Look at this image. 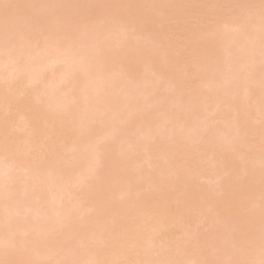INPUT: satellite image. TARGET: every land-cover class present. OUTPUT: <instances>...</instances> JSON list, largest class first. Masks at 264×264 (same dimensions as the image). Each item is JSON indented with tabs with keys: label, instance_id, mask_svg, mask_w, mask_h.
<instances>
[{
	"label": "bare ground",
	"instance_id": "1",
	"mask_svg": "<svg viewBox=\"0 0 264 264\" xmlns=\"http://www.w3.org/2000/svg\"><path fill=\"white\" fill-rule=\"evenodd\" d=\"M203 1L0 0V161L4 156L13 161L11 166L19 165V162L27 166L28 181L23 185L28 183L27 186H30L23 188L22 184L17 185L19 176L24 174L17 176V172H13V169L18 170L17 166H6L12 172L0 170V182L9 178L15 184L4 187L7 184L1 182L0 213L6 214L8 211L2 213V208H7L14 218L26 206L27 209L30 205L40 207L38 211L43 210L44 213L47 209L44 205L47 206L52 199L54 202L52 200L50 204L53 203L54 207L58 201L60 204V208L57 206L58 209H55L57 214L52 211L56 215L49 211L53 208L49 204V212L41 214L47 216L51 213L52 216L49 214L38 221L32 216L34 212L31 215L32 211L29 210L28 214L33 217H30L31 222L23 221L19 215L21 221L20 217L16 218L17 221L8 218L11 221L8 223L3 216L6 226L14 229L8 231L6 227L4 230L7 232L4 233L5 224L2 226L0 223V255H5L3 259L0 258V264L7 261L5 264H13L14 256L21 257V261L17 257L20 264H60L63 260V263H67L68 259L73 264H192L195 260L190 255L196 259L195 254H200L198 241L203 244V240L207 241L204 246L208 241L217 242L211 248V242L206 246L208 251L215 249L212 250L214 255L212 251L209 255L204 250L206 247L201 248L204 253L198 255L199 264H225L227 257L219 262V246H222L221 255L225 256L223 253L227 254L228 251L234 253L230 254L231 258L228 257L231 260H227L231 264H255L257 261L264 264V231L258 229L264 225V205L253 208L264 203V200L259 203L254 199L264 197V130L257 139H251L253 136L250 138V135L245 137L249 144V139L256 141L252 145L258 147L254 149L245 146L248 143L240 136L243 132H239L245 123L250 132L253 128L255 130L258 125L254 123L256 117H264V101L258 98L263 93L258 94L256 88L264 83V65L261 61L264 59V25L260 28L264 12H258L264 9V0H229L226 6L229 8L218 11H214L218 6L211 8L214 5L212 2L211 12L209 9L203 12L204 9L200 10L202 7H195L196 2L200 5L198 2ZM236 3L241 4L237 7ZM253 4L261 7L256 10L257 14L254 12L255 19L249 22L250 16L253 17L249 12V9H254L250 8ZM242 5L247 7L243 13L239 9ZM231 9L235 10V15L228 23L230 27L236 24L235 29L237 27V31L242 32L246 24L253 23L260 24L259 28L256 26L258 33L263 31L258 41L259 34H256L257 37L252 35L256 39L251 40L253 46L248 45L247 52L242 49V54L244 50L247 54L245 56L252 48L257 55H262L260 59L252 52L254 61L258 58L262 64L256 67L260 65L256 60L255 67L249 65L247 72L250 71L252 76L247 79L248 82L246 77L249 73H246L247 76L244 74L246 69L243 65L239 70V64L233 68L236 62L231 64L232 61H228L235 54L233 60L244 56H239L242 33L241 39L236 36L238 45L234 42L235 37H232L233 40L227 38L234 28L230 29L231 34L228 32L230 35L226 34L227 29H219V36L227 35L224 41L218 37V32L215 35L219 40L211 34L214 39L225 43H220L224 48L222 50L215 48L221 47L218 42L217 46L216 41V44L211 41L213 38L207 34L209 32L206 34L210 37L201 36L205 32L207 17L214 21L210 22L214 25L206 28L210 31L212 26L230 20ZM237 12L242 14V18L249 19H238ZM203 18L207 20L204 22ZM96 24L104 26L96 27ZM238 33L235 32V35ZM249 33L252 31L249 30ZM137 41L141 46L136 45ZM255 41L257 44L254 46ZM226 44L239 46V51L236 48L237 53L233 56L234 52L230 54L231 47L228 49ZM183 45L188 50H184ZM225 48L228 52L224 51ZM97 53H102V56H94ZM249 57L252 62V56ZM240 58L239 62L242 61ZM225 66L228 67L226 71L233 68L230 73L232 77L228 78L226 71L225 77ZM151 74H154V79H150L153 85L146 89L151 84L146 82ZM145 75L148 76L144 80ZM252 79L259 83L254 88L249 87L253 91L248 93L250 97L240 94V97H245L236 100L239 95L235 97L237 94L232 91L253 84ZM162 91L164 94H160ZM148 97L152 99L146 101ZM250 98L252 102L255 101L254 106H258L261 100L259 107L254 108ZM240 99L244 100L243 105ZM169 100L175 107L172 110L170 105L171 108L164 112L167 108L165 103ZM205 103L209 104V109L204 107ZM217 105L222 110L217 109ZM256 108L259 112L252 119ZM161 109H164V113ZM204 109H207L206 113ZM212 109V114L208 115L207 111ZM230 110L233 118L236 114L232 121ZM201 112L207 115L202 116ZM237 114L241 118L238 120L240 124H235V127L233 123L238 119ZM205 120L211 129L200 126ZM228 120L233 122L229 128ZM226 121L227 126H224ZM218 123H221L218 127L220 131L224 129L230 135L233 130L232 135L227 139L218 136ZM261 125L259 127L263 128ZM226 128L232 130L228 132ZM249 131H244V136ZM19 140L20 143L25 141V144L19 145ZM217 141L224 145H219ZM204 152L205 157L209 152L216 155L207 160L203 158ZM243 162L247 163L249 169L244 168ZM203 170L204 173L207 171L208 177L202 173ZM202 175L205 180L207 177L205 183L208 184L200 182ZM47 183L54 185L55 193L48 186L51 188L48 195L53 193V197L49 195L52 197L50 199L47 195V203L48 198H43V195L39 206L36 200L40 201L38 197L46 192L42 190H50L45 185ZM73 183L78 184L79 188ZM71 184L75 186V191L74 187L69 189ZM44 186L47 189L41 188ZM38 187L40 193L42 191L40 196L39 193L34 194ZM68 191L74 192L72 198V193L70 197L67 196ZM65 195L70 202L62 201ZM25 211L21 214H27ZM194 212L198 213V217ZM220 213L224 217L218 216ZM225 216L227 220L223 222ZM213 220L218 224L227 222L228 225L225 223L227 226L212 230L214 226L203 224ZM155 222L161 223L155 226ZM22 223L24 228L20 227ZM188 227L194 230L192 233L189 231L188 235L196 233L197 239L185 238ZM60 233H64L60 236H64L61 238L64 242L58 238ZM67 235L71 238L67 239ZM147 236L150 241L148 239L146 242ZM232 239L238 246L234 245ZM174 242L183 243L191 261H184L185 252L180 248L182 244L174 246ZM156 247L158 251H152ZM174 247L183 250L178 248V251ZM216 250L219 255H215ZM250 253L251 256H248ZM6 256L12 257L11 260H6ZM250 258L255 263H251ZM227 261L226 264H229Z\"/></svg>",
	"mask_w": 264,
	"mask_h": 264
},
{
	"label": "rangeland",
	"instance_id": "2",
	"mask_svg": "<svg viewBox=\"0 0 264 264\" xmlns=\"http://www.w3.org/2000/svg\"><path fill=\"white\" fill-rule=\"evenodd\" d=\"M207 1H208V0H204V1L201 2V3L198 2L200 5H198L197 2H196V3H195V7H196V8H199V9L202 7V9H200V10L202 11V10L204 9L203 12H207L208 9L210 10V5L212 6V2L214 3V5H213L211 8L216 9V6H218L216 10L213 9L214 11H218V10H220V9H221V10H224V8H225L226 6H228V4H229V0H226L225 2H224L223 0H219V1L221 2V4H220V2L217 1V0H213V1H211V4H209V2H210V0H209V1H208V4H207L208 6H206L205 3H207ZM214 1H217V2H214ZM222 1H223L224 3H222ZM238 1H239V0H237V2H238ZM216 3H217V4H216ZM218 3H219L220 5H218ZM196 4H197L198 6H197ZM224 4H225V5H224ZM240 4H241V3H240ZM240 4L237 5V3H236L235 6L237 5V7H238ZM223 5H224V6H223ZM262 5H263V4H262ZM203 6H204L205 8H203ZM220 6H221L222 8H220ZM245 6H246V5H245ZM237 7H234V9H236V11L238 10ZM252 7L254 8L253 10H252V9H249V10H250L249 12H252V14H253V17H251L252 15L250 16L251 19H249V17H247V18H246V17H243V18H242V14H240L241 11H239L240 13H239V12L236 13V15H237L238 13L241 15V18H239V16H240L239 14L237 15L238 19H242V20H243V19L246 18V19H249V22H252V21L255 19L254 16H255L258 12H262V13L264 12V9H263V8H262V9H259V8H258V7H261V6H259V4H256V5L253 4L250 8H252ZM255 7H256V8H255ZM227 8H229V7H226L225 9H227ZM246 8H247V7H243V5H242L241 8L239 7V9H242V13L245 12L244 10H245ZM257 9H259L258 12H256ZM211 10H212V9H211ZM211 10H210V12H211ZM231 10H232V9H231ZM247 10H248V9H247ZM254 12H256V14H255ZM233 14L235 15V10H234V11L232 10V13H229V15H231V16H232ZM38 15L41 16V15H43V14H42V13H39ZM234 15H233L232 17L230 16V20H228V22H225L224 24H222V23H221V24H218V25L216 24L217 26H212V29H211L210 31H209V29H207V30H208V31H207L206 28H207L210 24H211V25H214V23H210V22H214V21H213V20H210L208 17H207L208 20L205 19V18H203V21L205 22V20H207V23H206V25H205V23H204V30H205V32H203V34H202L201 36H203V35H204V36H208L207 34H209V35L211 36V34H214L213 36L216 37L215 34L218 32V34H217L218 37H221L222 40H223L224 38L227 37V35H230V34H231L230 32H231L232 30L230 31V29H233V28L235 29L236 24H234L235 26H234L233 24H231V27L233 26L232 28L229 26L230 24H228V23H230V21L232 22V19L234 18ZM263 15H264V14H263ZM235 17H236V16H235ZM237 17H236V18H237ZM194 18H195V17H194ZM194 18H191V19H194ZM236 18H235V19H236ZM195 19H196V18H195ZM196 20H198V19H196ZM242 20H241V21H242ZM193 21H195V20H193ZM225 21H227V19H226ZM245 21L247 22V20H245ZM245 21H244V22H245ZM262 21H263V23L261 24V27H260V28H262L263 25H264V17L262 18ZM189 22H190V21H189ZM196 22H197V21H195L194 23H196ZM170 23H172V22H170ZM200 24H201V22H200ZM200 24H199V25H200ZM226 24H227V25H226ZM97 25H99L100 27L104 26V24H102V25H100V24H96V27H97ZM184 25H187V24H184ZM192 25H193V23H192ZM197 25H198V22H197ZM202 25H203V23H202ZM221 25H223V27H221ZM246 25H247L246 28L244 27V29H243L242 32L237 31V29H239V28H237V27H236L235 30L232 31V34H233L234 31L237 32V33L239 32L240 34L238 33V35H237V34L235 35V32H234V35H235V36L231 34L229 37H227V38L232 39V37H235V38H236V36H238V38H240L241 33L244 35V36L241 35V37L243 36V37H242L243 43H242L241 45H239V46H241V48H240V52H241V53L239 54V56H241V55H244V56H242V58L238 57V58H237L238 61H236L237 59H236V60H233L234 58H236V55H237V54H235V52L237 53V50L239 49V46H237V47H236V46L234 47L233 45H232L233 47H232V46H228V45H231L232 43H231V44H226L225 46H227L228 49H229L230 47L232 48V49L230 48V50H229V53H230V51H231L230 54H232L233 52H234V53H233L232 55L234 56V54H235V57H234L232 60H228L229 62L232 61L231 64H234L233 61L236 62L234 65H232V67L234 68V66H235V68H237V67H238V64H239V67H238L237 69L240 70V69H241V66L243 65V67L246 69L245 71L243 70V71H244V74L247 76L248 74H246V73H249V76L246 77V81H247V79H248V78L251 79V76H252V74H251L250 71L247 72V71H248V68H249V65H250L251 67H253V66L255 67V66L257 65V64H256L257 62H255V61L260 57L261 54H260V55H257V53L255 52L254 48L251 47V48L253 49V51H252V49H249V50H251V52L248 53V54L252 56V62H251V60H250L251 58L249 57V55H248V56H245V55H247V54L245 53V50L248 49L250 46H253L252 41H253V38L256 39V37H257L256 34L259 32V31H258L259 29H257V27L260 26V24H253V23L250 24V23H249V24H246ZM251 25H252V26H251ZM195 26H196V25H195ZM200 26H201V25H200ZM200 26H199V28L201 29ZM224 26H225V27H224ZM256 26H257V27H256ZM191 27H192V26H191ZM191 27H190L189 29L192 30L193 28H191ZM193 27H194V26H193ZM214 27L218 28V31H217V30L214 31V29H216V28H214ZM226 27H227V28H226ZM251 27H252V28H251ZM253 27H254V28H253ZM196 28H197V26H196ZM199 28H198V29H199ZM208 28H209V27H208ZM210 28H211V26H210ZM213 28H214V29H213ZM258 28H259V27H258ZM115 29H116V28H114V30H115ZM186 29H187V26H186V28H184V31H185ZM194 29H195V28H194ZM200 29H199V30H200ZM219 29H220V30H221V29H222V30H223V29H227V31L223 30V31L226 32L227 35H226V36H225V35H221V36H219L220 33H221V31H220ZM252 29H254V31H253ZM249 30L252 31L251 34L249 33L250 35H248ZM192 31H194V30H192ZM197 31H198V30H197ZM197 31L195 30V32H197ZM229 31H230V32H229ZM240 31H241V28H240ZM255 31H256V32H255ZM263 31H264V30H263ZM263 31L261 30L260 33H258L259 36H258V38L256 39L257 41L261 38L260 35H261V32H263ZM35 32H36V33H35ZM195 32H194V33H195ZM201 32H202V31H201ZM207 32H209V33H207ZM212 32H215V33H212ZM219 32H220V33H219ZM228 32H229L230 34H228ZM33 33L37 34V31H36V30H33ZM131 33H133V32H131ZM206 33H207V34H206ZM222 33H224V32H222ZM246 33H247V34H246ZM200 34H201V33H200ZM253 34H254V35H253ZM263 34H264V32H263ZM246 35H248L247 38H246ZM252 35H253V36H256V37H252ZM194 36H195V35H194ZM204 36H203V37H204ZM210 36H208V37H210ZM213 36H211V37L213 38L214 41L211 40V39H210V40H211L214 44H216V43L218 42L219 45H220V47H221V48H219L218 43H217V46H218V47H216V46L214 45L215 48H218L219 50L224 49V48H222V46H221V44H220V43H222V42H219V41H218L219 38L216 37V38L218 39V40H217V39H214L215 37H213ZM224 36H225V37H224ZM261 36H262V35H261ZM259 37H260V38H259ZM204 38H205V37H204ZM238 38H236V40L234 39V40H235L234 42H236ZM142 39L144 40V38H142ZM206 39H208V38L206 37ZM240 39H241V38H240ZM244 39H245V40H244ZM255 39H254V40H255ZM140 40H141V38H140ZM208 40H209V39H208ZM210 40H209V41H210ZM227 40H228V39H227ZM232 40H233V39H232ZM247 40H250V41L252 40V41H251V43H250V41H248V44L245 45V44L247 43ZM262 40H263V42H264V38H263ZM146 41H147V40H146ZM215 41H216V43H215ZM223 41H224V40H223ZM137 42H138V41H137ZM143 42H144V41H143ZM180 42H183V41H180ZM226 42H227V41H226ZM231 42H233V41H231ZM234 42H233V44H234ZM183 43H184V42H183ZM236 43H237V45L239 44L238 42H236ZM236 43H235V45H236ZM185 44H186V43H185ZM224 44H225V43L223 42L222 45H224ZM256 44H257V42L255 41L254 46H255ZM136 45H140L139 42H138V44L136 43ZM244 45H245V46H244ZM248 45H250V46H248ZM263 45H264V44H263ZM140 46H141V45H140ZM185 46H186V45H185ZM243 46H244L245 48H242ZM247 46H248V47H247ZM227 47H226V48H227ZM183 48H184V45H183ZM226 48H225L224 51H225V52H226V51L228 52V50H227ZM233 48H234V49H233ZM236 48H237V50H236ZM186 49L188 50V47H185V48H184V50H186ZM218 49H217V50H218ZM242 49H245V50H244V54H242V53H243V52H242V51H243ZM238 51H239V50H238ZM246 52H247V50H246ZM252 52L256 53V55H255V54H254V55H255L256 57H258L257 59H255V61H254V58H255V57H253V55H252L253 53H252ZM99 54H100V55H99ZM99 54L97 53V54L94 55V56L97 57V55H99V56H98V58H99V57L102 56V53H99ZM188 54H189V51H188ZM231 57H232V56H231ZM261 57H262V55H261ZM261 57H260V59H261ZM239 58L242 59V61H244V62H242V61L239 62V61H240ZM243 58H244L245 60H244ZM248 58H249V60H248ZM227 59H228V58H227ZM260 59H259V61L257 60V61H258V64H260V62L262 61L263 64H262V63H261V64L264 65V61H263L264 59H262L261 61H260ZM247 60H248L249 62H251V63H248ZM253 63H255V64H253ZM246 64H247L248 66H247ZM261 64H260V65H257L256 67L261 66ZM244 65H245V66H244ZM227 66H229V65L227 64ZM227 66H225L224 69H223V71H224V75H225V71H226L225 69L228 68ZM232 67H231L229 70L226 71V72H227V76H228V74H229L228 78L232 77L231 74H230V73L233 72V68H232ZM92 68H93V67H92ZM244 68H243V69H244ZM205 69H208V68H205ZM251 69H252V68H251ZM228 71H229V72H228ZM148 75H149V74H148ZM148 75H145V76L143 77V79L145 80V79H146L145 77L148 76ZM151 75H152V74H151ZM153 76H154V74H153L150 78L147 77V78H149V79H147L146 82H147V81L150 82V79H151ZM253 76H255V74H254ZM225 77H226V75H225ZM263 77H264V74H263ZM252 78H254V77H252ZM257 78H258V75H257ZM153 79H154V77H153ZM151 80H152V79H151ZM248 80H249V79H248ZM252 80H254V83H253ZM252 80H250V81H251L250 83H253V84H249V83H248L250 86H249V85H248V86L245 85V86H246V87H245V86L243 85L244 87H242L241 90H239V91H236V90L234 91V90H233V91H232V92H234V93L237 94V95H235V97L239 95L238 97H236V100H238V98H244V97H245V96H244V97H240V94H241L242 96H243L244 94H247V95L249 96L250 94H248V93L253 92V91H250V89H251V88H254V87L256 86V84L259 83V82H258V81H255V79H252ZM148 82H147V83H148ZM247 82H248V81H247ZM247 82H245V84H246ZM1 83H2V82H0V85H1ZM150 83H151V82H150ZM243 84H244V82H243ZM147 85H148V84H147ZM151 85H153V83H151L150 85H148V87L146 86V89H147V88L150 89V86H151ZM263 86H264V83H261V86H256L257 91L259 92L258 94H262V93L264 94V90H263V92H261V93H260V91H259ZM249 87H250V89H249ZM258 87H259V89H258ZM247 88H248L249 90L244 91V90L247 89ZM263 88H264V87H263ZM261 90H262V89H261ZM159 91H161V89H160ZM230 91H231V89H230ZM220 92H221V90H220ZM239 92H240V93H239ZM244 92H246V93H244ZM147 93H149V92L147 91ZM221 93H222V92H221ZM226 93H227V92H225V95H226V97H227L228 95H227ZM242 93H243V94H242ZM160 94H164V91H162V93H160ZM216 94H217V93H216ZM218 94H219V93H218ZM218 94H217V95H218ZM223 94H224V93H223ZM228 94H229V93H228ZM263 94H262V95H263ZM225 95H224V96H225ZM247 95H246V96H247ZM262 95H259L258 98H259V99H262V101H264V99H263L264 97H263ZM218 96H221V95L219 94ZM261 96H262V98H261ZM150 97H152V96H150ZM150 97H148V98L146 99V101L151 100L152 98H150ZM226 97H225V98H226ZM249 97H250V96H249ZM249 97H248V98H249ZM233 98H234V97H233ZM222 99H223V97H222ZM246 99H247V97L245 98V101H246ZM240 100L242 101L243 99H240ZM250 100H251V98H250ZM169 101H170V102H166V103H165V104L167 105V108H166L165 110L163 109L164 112L167 111L168 109H170L171 106H172V105H171V102H172V101H171V100H169ZM238 101H239V100H238ZM243 101H244V100H243ZM243 101H242V103H241L242 105L244 104ZM252 101H253V100H251V102H252ZM256 101H257V100H256ZM260 101H261V100L258 101V102H259V103H258V106H256L257 104L255 105L256 107H259V105H260ZM254 102H255V101H254ZM254 102H252L251 104H252L253 107L255 108V106H254V104H253ZM223 103H224V102H223ZM223 103H222V104H223ZM225 103H226V102H225ZM245 103H246V102H245ZM172 104H173V105L175 104L174 101H173ZM212 104H213V103H212ZM215 104H216V103H214V105H215ZM241 104H240V105H241ZM145 105H146V104H145ZM147 105L149 106V104H147ZM170 105H171V106H170ZM206 105H207V106H206ZM223 105H225V104H223ZM208 106H209V104L205 103L204 107L208 108ZM210 106H211V105H210ZM212 106H213V105H212ZM219 106H220V105H219ZM219 106L217 105V109L220 108ZM165 107H166V106H165ZM174 107H175V105L172 106V110L174 109ZM213 107H214V106H213ZM213 107H212V108H213ZM215 107H216V105H215ZM221 108H222V107H221ZM202 109H203V108H202ZM208 109H209V108H208ZM210 109H211V108H210ZM215 109H216V108H215ZM163 110L161 109V112H163ZM204 110H205V113H206V110H207V109H204ZM204 110H201V111L204 112ZM219 110H222V109H219ZM251 110H254V109H251ZM256 110H257V108H256ZM256 110H255V111L253 112V114H252V115H253V116L251 117L252 119H254L255 116H256V115L258 114V112H259L258 110H257V111H256ZM209 111H211V113H209ZM212 111H213V109H212V110H208V111H207L208 115H209V114H212ZM164 112H163V113H164ZM203 112H201L200 115H202V116H206L207 114H205V113H203ZM231 113H232V115H230L229 117H232V118L230 119V120L232 121V119H235L236 114L234 115V118H233V112H231V110H230V114H231ZM251 113H252V112H251ZM254 113H255V114H254ZM214 115H215V114H214ZM226 115L228 116V113H227ZM159 116H160V118L162 119V114H161V113H160ZM159 116H158V117H159ZM215 116H216V115H215ZM225 117H226V116H225ZM229 117H227V119H228ZM253 117H254V118H253ZM209 118H210V117H209ZM223 118H224V116H223ZM237 118H238V119L234 120V122L236 121V123L230 122V120H228V122H230L228 128L230 127V125H231L232 123L234 124V126H235V124H240V122H239L240 120H239V119L241 118V115H238V114H237ZM258 118H259V117H258ZM262 118H264V117H261V119H257V117H256V120H254V123L258 124V125H257V128H260V127H259L260 124L263 125V128H260V130H256L257 128H256V125H255L254 127L256 128V129H255L256 131H255L254 128H253V129H252L253 132H252V131L250 132L249 129H248V127H247V125H246V123H245L244 125L241 124V125H243V126H241V127H243L244 130H243L242 128H241L242 131L239 130L240 133L243 132L242 135H240V136H241V137L243 136V138H245V137H248V136L250 135V136H249L250 138L253 136L251 139H253V138L257 139V138H259V136H260L259 133L262 132V131L264 130V124H263V123H264V119H262ZM207 119H208V117H207ZM252 119H251V120H252ZM224 120H225V118H224L222 121H224ZM238 120H239V121H238ZM207 121L210 123L211 120L208 119ZM207 121H206V120L203 121L204 124L201 123V125H200L201 127H204V125H205L206 127H204V128H205V129L207 128L206 130L211 129V128H208V126H209L208 124H209V123L207 124V123H206ZM237 121H238L239 123H238ZM228 122H227V121L224 122V123H226V125H224V126H227V123H228ZM259 122H260V123H259ZM261 122H263V123H261ZM241 123H242V122H241ZM233 124H232V125H233ZM207 125H208V126H207ZM216 125H218L217 128H216V126H215L214 128L219 129L218 127H219V125H221V123H218V124H216ZM262 125H261V126H262ZM213 126H214V125H213ZM234 126H232V127H234ZM222 127H223V126H221V128H222ZM235 127H236V126H235ZM239 127H240V125H239ZM244 127H245V128H244ZM212 128H213V127H212ZM223 128H224V127H223ZM228 128H226V130H227ZM196 129H197V128H196ZM231 130H232L231 128L228 129V132L231 131ZM246 130L249 131L250 133L247 134V132H245V134H247V135L244 136V131H246ZM222 131H223V133H222ZM236 131H237V130H236ZM216 132L219 133L218 136H220V137L224 136V137H226V139H227V137H230V135H232L233 130H232V132H230V135L226 134V133H225L226 131H225L224 129H222L221 131H220V129H219V130H217ZM252 134H253V135H252ZM256 134H258V135H256ZM254 135H255V136H254ZM238 136H239V135H238ZM224 137H223V139H225ZM260 137H261V136H260ZM241 139H242V138H241ZM248 139H249V138H248ZM251 139H249V142H250V144H249L248 141H247V139L245 138V141H244V142L247 141L246 143H248V144H247L248 146H247V145H245V146H246V147H249V148H253V147H254V148H257L258 146H257L256 144H255V145H252V144L256 143V141L253 142V140L251 141ZM20 140H21V139H20ZM20 140L18 141V144H19V145L25 144V141H24V142L22 141V142L20 143ZM22 140H24V138H22ZM220 140H221V139H220ZM242 140H243V139H242ZM223 141H224V140H222V142H223ZM217 142H218L219 145H220V144H223V145H224V143H222L221 141H217ZM252 142H253V143H252ZM255 146H257V147H255ZM86 147H88V146H86ZM254 148H253V149H254ZM17 153H18V152H17ZM17 153L15 152V154H17ZM198 153H201V152H197V154H198ZM207 153H208V152H207ZM211 153H214V152H211ZM246 153H247V155H249L248 152H246ZM202 154H203V153H202ZM17 155H18V154H17ZM214 155H216V153L210 155V152H209L208 157H205V152H204V155H203L204 157H203V156H202V157L208 160V158H210V157H212V156H214ZM3 157H4V156H3ZM3 157H2V159L5 160V161H3V160L1 159V161H0V162H1L0 165H3V167H5L6 169H2L3 167H2V168L0 167V170H6V171H8V170H7L8 167H6V166H8V164L11 166V164H12L13 161L10 160V159L8 160V158L6 157L7 160H8V161H7L6 158H5V157L3 158ZM0 158H1V156H0ZM83 158H84V157H83ZM84 159H85V158H84ZM214 159H215V157H214ZM214 159H211V160H214ZM211 160H210V161H211ZM246 160H247V158H246ZM246 160H244V161H246ZM11 161H12V162H11ZM248 161L250 162L249 159H248ZM248 161H247V163H248ZM6 162H7V163H6ZM8 162H9V163H8ZM203 162H204V160H203ZM14 163H15V162H14ZM14 163H13V164H14ZM20 163H22V162H19V165H15V164L12 165V166H17V169H18V170L13 169V172H14V173H15V171L17 172V173H15L17 176H19L20 174H23V173H24L22 176H19V177L21 178V179L19 178V182H21V183H19V182H18L19 184L17 183V185H19V186H20L21 184L23 185L24 182H27L28 179H26V177L29 176V169H28V167H27V166L25 167L24 164H20ZM206 163H209V161H208V162L206 161ZM247 163L243 162V164H242V165L245 164V165H244V168H245V166H246L245 169H249L250 166H251V165L248 163L249 168H247V166H248V165H246ZM250 163H251V162H250ZM20 165H21L22 167H20ZM10 166H9V167H10ZM12 166H11V167H12ZM19 167H20V168H19ZM13 168H15V167H13ZM9 169H10L11 172H12V169H11V168H9ZM10 170H9V171H10ZM14 170H15V171H14ZM22 170H25V171H22ZM9 171H8V172H9ZM206 172H207V171H205V173H204V170H203L202 173L206 174ZM0 173H1V172H0ZM209 173H210V172H209ZM209 173H208V174H209ZM3 174H4V173H3ZM204 174H203V175H204ZM203 175H202V176H203ZM23 176H25V177H23ZM206 176L208 177L209 175L206 174ZM206 176H205V177H206ZM22 177H23V178H22ZM207 177H206V180H207ZM3 178H5V177H3ZM3 178H2V179H3ZM202 178H203V179H202ZM202 178H201L202 180H200V182L203 181L204 184H208V183H209V182H208V183H205V182H207L208 180L206 181V180L204 179V176H203ZM247 178H248V177H247ZM247 178H246V179H247ZM5 179H6L5 181H3V182L1 181L2 183L7 184V185H5V186L3 185L4 187H9L10 185L8 186V184H11V186H12V185L15 186L14 183L10 182L11 180H10L9 178H5ZM24 179H26V180L24 181ZM208 179H209V178H208ZM7 180H8V181H7ZM1 182H0V185H2ZM22 182H23V183H22ZM27 184H28V183H26L25 185H23L24 187H23V186H21V187H23V188H29L30 186H27ZM73 184H74V183H73ZM75 184H76V183H75ZM75 184H74V185H75ZM45 185L47 186V188H48V186L52 187V189H54L52 192L55 193V187H54L53 184H49V185H48V183H47V184H45ZM51 185H52V186H51ZM74 185L71 184L70 187H69V189H70L71 187H74V191H75L76 188H75ZM11 186H10V187H11ZM19 186H18V187H19ZM46 186L41 187V188H45V189H47ZM76 186L78 187L79 185L76 184ZM207 186H208V185H207ZM0 187H1V186H0ZM21 187H20V188H21ZM50 187H49V188H50ZM23 188H22V189H23ZM31 188H32V186H31ZM49 188H48V189H49ZM78 188H79V187H78ZM78 188H77V189H78ZM72 189H73V188H72ZM41 190H42V189H41ZM70 190H71V189H70ZM19 191H20V190H19ZM22 191H23V190H21V193H22ZM34 191H35V190H34ZM34 191H33V192H34ZM42 191H44V192L46 191V192H45V193H42ZM42 191H41V193H42V195H41V193H40V189H39V187H38L37 190H36V193L34 192V194L39 193V195L37 194L38 196L41 195L40 197H38V199H40V201H39V200H36V204L39 205V206H40V204H41L43 198H46V197L48 198L49 195L53 194V193L50 192L51 194L48 195V192L51 191V188H50V190H48V191H47V190H42ZM33 192H32V194H33ZM19 193H20V192H19ZM21 193H20V194H21ZM70 193H72V194H71V198H72V195L74 194V192H73V191H68V195H67V196L70 197ZM43 195H44V196H43ZM45 195H46V196H45ZM47 195H48V196H47ZM54 195H55V194H54ZM21 196H22V195H21ZM23 196H24V195H23ZM23 196H22V197H23ZM42 196H43V198H42ZM51 196H52V195H51ZM263 196H264V194H263ZM19 197H20V196H19ZM34 197H35V195H34ZM34 197H33V199H34ZM52 197H53V196H52ZM52 197L50 198V196H49L50 199H52ZM64 197H65V199H64ZM69 197H68V198H69ZM20 198H21V197H20ZM36 198H37V196H36ZM47 198H46V199H47ZM49 198L47 199V203L49 202V201H48ZM254 199H256V200H255L256 202H259V203H260V200H264V197L261 198V196H260L259 199H257V198H254ZM34 200H35V199H34ZM52 200H53V202H54V199H52ZM52 200H51V202H52ZM257 200H258V201H257ZM62 201H66V202L68 203V202H70V199L67 200L66 195H65V196L62 197ZM39 202H40V203H39ZM51 202H50V203H51ZM263 202H264V201H263ZM50 203H48L47 206L44 205V208L47 207V209L45 208L46 211L44 210V213H43V210H42V212L38 211V210L41 209L40 207L34 206V207H35V208H34V207L31 206V205H30V208H32L34 211H33V210H30L29 207H28V209H27V206L23 209V211H24V210H26L25 212H27L28 210H29V212L32 211V212H30L31 215H32V213L34 212V213H33L34 215H32V216L34 217L35 221L42 220V219H44V217L49 216V214L51 215L52 211H55V209H56L57 206L60 208V206H59V205H60V204H59V201H58L57 203H55V205L57 204L56 207L53 206V205H54L53 203H52L53 205L50 204ZM60 203H61V201H60ZM49 204H50V206L52 205L53 208H51V207L49 206ZM62 204H65V203L63 202ZM62 204H61V205H62ZM253 204L255 205V202H254ZM253 204H252V205H253ZM256 204H257V203H256ZM254 205H253V206H254ZM257 205H258V204H257ZM262 205H264V203L260 204V206L258 205L259 207H258V206L255 207V206H254L253 208H262V207H263ZM28 206H29V205H28ZM41 206H42V205H41ZM48 206L52 209V210H49V211H51V213H49L47 216L42 215V214H47V211H48V208H49ZM58 207H57V209H58ZM61 207H62V206H61ZM53 209H54V210H53ZM205 209H206V208H205ZM35 210H37V211L35 212ZM2 211H3L2 213H6V212L8 211V212H7L6 214H4V215H2V214L0 213L1 216H2V217L0 216V223H2V226L5 224V225L3 226V227H4V228H3L4 233L7 232L6 230L9 231V230L14 229V227H13L14 225L12 226L13 228H11V227H7V226H6V223H7L10 219H11V220L13 219V221H14V219H16V218L19 219L18 217H20L19 215H21L23 221H24V220H30L29 222H31V221H32V218H33L31 215L28 214L29 212H27V214L29 215V218H28V216H27L26 213H25V215H24V214H21V213H23V211H22L20 214L14 215V218H13V217L11 216V214L9 213V210H8L7 208H2ZM49 211H48V212H49ZM41 213H42V214H41ZM54 213H56V211H55ZM54 213H52V214H54ZM39 214L42 215V216H40ZM56 214H57V213H56ZM56 214H54V215H56ZM194 214H197L196 217H198V213H197V212H194ZM5 215H10V217H9V216L6 217ZM36 215H37V216H36ZM86 215H89V214H86ZM3 216H4V218L7 219V222H4V218H3ZM51 216H52V215H51ZM193 216H194V215H193ZM218 216L221 217V216H222L221 213H220V215H218ZM218 216H217V217H218ZM21 217H20V219H19L20 221H21ZM30 217H32V218H30ZM36 217H39V219L37 218V220H36ZM86 217H87V216H86ZM217 217H215V218H217ZM222 217H224V214H223ZM1 218H2V221H1ZM8 218H10V219H8ZM215 218H214V219H215ZM218 218H219V217H218ZM218 218H217L215 221H217ZM17 219H16L15 221H17ZM193 219H196V218L194 217ZM19 220H18V221H19ZM198 220H200V219H198ZM203 220H205V219H203ZM206 220H207V218H206ZM222 220H223V222L226 221V220H227L226 216H225V220H224V218H223ZM222 220L220 219L219 221H222ZM215 221H214V220H213L212 222L205 221L203 224H204V225H205V224H206V225L209 224V225H207V226L212 225V227L214 226L212 230L217 229V228H220V229H221V228H223L224 226H227V225H228L227 222H225V223H227V225H226L225 223L222 224V222H219V221H218V222H219V224H218V223H216ZM9 222H11V221H9ZM9 222H8V223H9ZM200 222H202V221H200ZM232 222H233V221H232ZM160 223H161V222H155L154 224H155V226H158ZM220 223H221L222 225H221ZM261 223H262V222H261ZM151 224H152V223H151ZM262 224H264V222H263ZM0 225H1V224H0ZM229 225H230V223H229ZM231 225H232V223H231ZM231 225H230V226H231ZM2 226H1V227H2ZM21 226L23 227V223L20 225V227H21ZM193 226H194V225H193ZM193 226H189V227H193ZM259 226H261V224H260ZM263 226H264V225H263ZM263 226H262V228H263ZM6 227H7V228H6ZM20 227H19V228H20ZM189 227H188L187 229H189ZM228 227H229V226H228ZM5 228H6V230H4ZM23 228H24V227H23ZM208 228H209V227H208ZM229 228H231V227H229ZM229 228H227V229L229 230ZM262 228L259 227L258 229L264 231V229H262ZM194 229H195V227H194ZM210 229H211V227H210ZM220 229H219V230H220ZM225 229H226V227H225ZM232 229H233V228H232ZM230 230H231V229H230ZM3 231L1 230L2 233H3ZM186 231H187V232H185V234H186V235H185V238L190 237L191 240H193V238H194V239H195V238L197 239V235H196V233H195L194 235L189 233L190 236L188 235V232H189V231L192 233L194 230L191 231V229H189V230H186ZM260 232H262V231H260ZM263 233H264V232H263ZM62 234H64V233H60V234H58V238H60V236H61ZM65 235H66V234H65ZM187 235H188V236H187ZM67 236H68V235H67ZM193 236H194V237H193ZM62 237H64V236H62ZM62 237H61V238H62ZM72 237H73V236H72ZM61 238H60L61 242H64L63 239H61ZM69 238H71V236H68L67 239H69ZM65 239H66V238H65ZM148 239H149V238H148V236H147V239H146L145 241L147 242ZM232 240H233V239H232ZM232 240H230V241L232 242ZM148 241H150V239H149ZM205 241H206V240H203V241H202L203 244L200 243V241H198L199 244H200V245L198 244V248L200 247V248H199V249H200V254L202 253L201 248H202V249H203V247L205 248V247H206L207 245H209L210 242H211V241H210V242L208 241V244H207L206 246H204V242H205ZM212 241H213V240H212ZM215 241L217 242V240H214L213 242H211V246H210L209 248L213 247V245L216 246V244L214 243ZM233 241H234V240H233ZM146 242H145V243H146ZM198 242H197V243H198ZM206 242H207V241H206ZM218 242H221V241H218ZM231 242H228V243L232 244ZM43 243H45V245L47 244V242H43ZM95 243H96V242H95ZM64 244H65V243H64ZM64 244H63V245H64ZM175 244H176V243L174 242V246H175ZM179 244H182V247H180V248H183V249H184V247H183V243H180V242H179ZM179 244H176V245L180 246ZM201 244H202V245H201ZM221 244H222V242H221ZM221 244H220V245H221ZM235 244H236V243H235V241H234V245H235ZM217 245H218V244H217ZM229 246H230V245H229ZM235 246H238V245H235ZM235 246H234V247L232 246L233 249L235 248ZM158 247H159V246H158ZM219 247H220V249H221L222 246H219ZM232 247L230 246V248H232ZM159 248H161V247H159ZM174 248H176V249L178 250L179 247H174ZM180 248H179V249H180ZM183 249H180V251H182ZM220 249L217 248L218 253H219L220 255L217 253V250H216V253H215V255H219V256H220V259H219V257L217 256L218 259H219V262H221V261L223 262V261H225L226 259L228 260V259H229L228 257L231 258L230 254H234L233 252L228 251L227 254H226L225 252L223 253V254H225V256H224V255H221V253H222L223 251H221ZM233 249H232V250H233ZM159 250H160V249H159ZM161 250H162V249H161ZM204 250H207L206 252L209 253V255H211L210 252H211L212 250L215 251V249H212V250L209 249V251H208V248H207V247H206ZM152 251L156 252V251H158V248L156 247L155 250L153 249ZM152 251H151V252H152ZM163 251H165V250L163 249ZM178 251H179V250H178ZM213 251H212V253H213ZM219 251H220V252H219ZM234 251H235V250H234ZM1 252H3V250H1ZM182 252H185V254H184V253L181 254L182 256H183V254H184V257H183V258L185 259L184 261H186V260H187V261H191V260L189 259L190 256H191L192 259L195 260V262L193 261L192 264H194V263H195V264H199V263H197V262H198L197 259H199L198 257H200V256H202V255L198 254V255H200V256H198V255L195 254V256H197L196 259H195V258L193 257V255H192V254L190 255L188 252H187V253H188L190 256H189L188 254L186 255V251H185V249H184V251H182ZM179 253H180V252H179ZM203 253H204V252H203ZM203 253H202V254H203ZM243 253H244V252H243ZM243 253H242V254H243ZM0 254H1V253H0ZM3 255H4V253H3ZM213 255H214V253H213ZM226 255H227V256H226ZM243 255H245V253H244ZM4 256H5V255H4ZM4 256L1 257V255H0V258L3 259ZM185 256H186V258H185ZM187 256H189V258H188ZM223 256H224V257H223ZM248 256H251V253H250ZM17 257H19V258H20L19 260L21 261V257H20V256H17ZM17 257H16V258H15V256L13 257V258L15 259V260L13 259L14 262L11 261L13 264H14V263H15V264H20V261L17 260ZM225 257H227V258L225 259ZM253 257H254V256H252V258H253ZM5 258H7L6 260H11L12 257L9 258V256H6ZM222 258L225 259V260H223ZM256 258H257V257H256ZM256 258L254 257V259H256ZM202 259H203V258H202ZM4 260H5V259H4ZM65 260L67 261V259H65ZM216 260H217V258H216ZM227 260H226V261H227ZM229 260H231V259H229ZM252 260H253V259H251V258L249 259L250 262H251ZM1 261H2V260H0V263H1ZM63 261H64V260H63ZM63 261H62L61 263H63ZM68 261H69V262H68ZM68 261H67V263H66V262H64V263H65V264H68V263H69V264H73V262H72L71 260L68 259ZM226 261L224 262L225 264H226ZM4 262H5V261H4ZM7 262H8V261H7ZM7 262H5V263H7ZM199 262H200V260H199ZM217 262H218V260H217ZM252 262H254V261H252ZM252 262H251V263H252ZM257 262H258V261H257ZM257 262H256V263H257ZM5 263H4V264H5ZM61 263H60V264H61ZM64 263H63V264H64ZM227 263H229V261H227ZM254 263H255V262H254ZM256 263H255V264H256ZM2 264H3V263H2ZM189 264H191V262H190ZM221 264H222V263H221ZM229 264H231V263H229ZM258 264H259V262H258Z\"/></svg>",
	"mask_w": 264,
	"mask_h": 264
}]
</instances>
